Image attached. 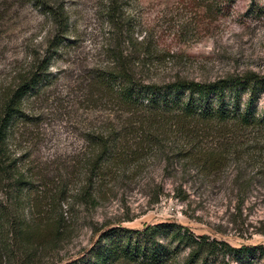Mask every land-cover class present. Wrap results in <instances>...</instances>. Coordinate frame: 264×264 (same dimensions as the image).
<instances>
[{
	"label": "rangeland",
	"instance_id": "374dc122",
	"mask_svg": "<svg viewBox=\"0 0 264 264\" xmlns=\"http://www.w3.org/2000/svg\"><path fill=\"white\" fill-rule=\"evenodd\" d=\"M41 1L63 9L66 41L47 68V86L23 101L26 119L12 128L3 162L44 195L50 217L62 216L65 238L54 260L44 261L78 256L98 230L174 223L249 248L207 264H264L262 125L156 120L151 141L129 125L120 135L124 150L109 154L99 175L89 173L90 134L137 115L98 87L99 70L120 64L134 81L155 85L264 79V0H0V93L33 67L56 33ZM246 101L243 93L241 110ZM253 108L261 117L264 92ZM88 183L92 200L83 203ZM63 186L68 198L50 201Z\"/></svg>",
	"mask_w": 264,
	"mask_h": 264
},
{
	"label": "trees",
	"instance_id": "16d2710c",
	"mask_svg": "<svg viewBox=\"0 0 264 264\" xmlns=\"http://www.w3.org/2000/svg\"><path fill=\"white\" fill-rule=\"evenodd\" d=\"M39 6L52 21L56 33L42 56L35 59L33 67L18 75L16 85L0 93V264H47L44 260H54L65 238L61 231L62 216L50 217L40 203L44 195L3 162L5 143L12 128L26 119L23 101L37 96L47 86L51 76L47 68L56 50L66 41L61 36L67 27L63 9L42 1ZM97 74L96 83L109 95L110 101L126 113L137 115L134 116L136 121L110 129L107 134H104L107 129L90 134L89 173L92 172V177L93 173L99 175L102 171L109 154L118 156L124 150L120 135L129 125L135 126V133L148 141L157 130L156 120L186 124L193 120L217 124L233 122L243 128L264 127V111L258 118L253 108L264 92L263 78L242 76L210 83L180 80L164 85L142 84L120 71V64L112 71L99 70ZM243 93L247 94V101L241 110ZM90 187L88 183L82 192L83 203L92 200ZM57 192V197L56 193L51 195L50 201L63 202L68 198L64 186ZM51 210L53 208L49 212ZM185 250L186 256L180 264H207L216 257L250 253L246 247L232 249L205 235L195 236L178 224L157 223L140 230L119 226L98 230L89 248L63 264H176V258Z\"/></svg>",
	"mask_w": 264,
	"mask_h": 264
}]
</instances>
